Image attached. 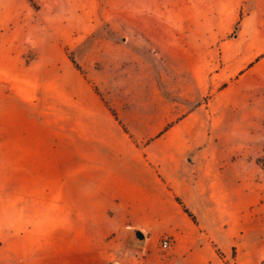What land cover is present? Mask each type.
I'll return each mask as SVG.
<instances>
[{"label": "crops", "instance_id": "1", "mask_svg": "<svg viewBox=\"0 0 264 264\" xmlns=\"http://www.w3.org/2000/svg\"><path fill=\"white\" fill-rule=\"evenodd\" d=\"M41 3L0 0L6 253H17L18 232L50 222L72 254L81 223L97 253L139 229L146 242L173 237L172 264H262L264 200L250 155L234 157L204 128L215 111L264 115V0H113L121 40L91 39L95 0Z\"/></svg>", "mask_w": 264, "mask_h": 264}, {"label": "rangeland", "instance_id": "2", "mask_svg": "<svg viewBox=\"0 0 264 264\" xmlns=\"http://www.w3.org/2000/svg\"><path fill=\"white\" fill-rule=\"evenodd\" d=\"M36 1L40 5L39 8L33 7L28 0L33 8L40 9L42 7L41 0ZM74 1L76 2V0ZM95 5L96 20L94 21L98 24V29L91 36V39L110 38L121 40L122 37L126 39L125 35L116 34L110 28L113 0H95ZM90 7H93L92 0H90ZM229 27L230 25L226 21L220 24V29L224 32ZM235 27L228 34L229 36L238 33V31H235ZM143 49L147 55H151L150 59H154L152 65L160 75L159 49L150 45L143 47ZM187 65L185 64V67ZM176 66L175 60L169 63V71H174ZM79 69L81 68L79 67ZM159 81L161 85L162 79H159ZM172 81L175 84V80L172 79ZM161 86L166 85L162 83ZM207 99L208 97L204 101H207ZM194 105L192 104V107ZM241 114L236 110L228 112L215 111L214 124L204 128V133L213 135L217 141H222L219 146L223 150L232 152L234 157L240 152L247 151L249 153V176L254 177L256 181H260V199L263 198L264 200V167L260 165V158L264 156V115L260 118V109L246 112V119H242ZM156 129L158 128H153V131ZM154 138L148 139L144 144L150 143ZM4 212L5 208L0 206V220ZM83 225L85 226V232L82 231ZM73 233V250L72 254H68L64 253V246L57 243V233L54 230L53 223L40 222L35 224V228L30 225L29 228L18 232V238L15 240L17 253H6L3 249V243L0 241V264H100L102 261L107 264H172L168 261L174 242L172 236L162 235L156 240L149 239L147 242L145 240L144 245H133L130 239L126 237H111L106 240V248H104L105 251L102 254L97 253V241L90 238L87 224L74 223ZM2 234L3 230L0 222V237ZM165 239L170 241L169 248H164L162 245ZM219 254L223 253L220 252ZM262 264H264V261Z\"/></svg>", "mask_w": 264, "mask_h": 264}, {"label": "water", "instance_id": "3", "mask_svg": "<svg viewBox=\"0 0 264 264\" xmlns=\"http://www.w3.org/2000/svg\"><path fill=\"white\" fill-rule=\"evenodd\" d=\"M145 234L139 229H133L130 242L133 245H144L145 243Z\"/></svg>", "mask_w": 264, "mask_h": 264}, {"label": "trees", "instance_id": "4", "mask_svg": "<svg viewBox=\"0 0 264 264\" xmlns=\"http://www.w3.org/2000/svg\"><path fill=\"white\" fill-rule=\"evenodd\" d=\"M29 2L31 3V5L35 8H39L40 5L38 4V2L36 0H29ZM239 29L238 24H236L235 27V31L237 32ZM79 68V66H78ZM260 165H262L264 167V156L262 158H260ZM178 201L180 202V200L178 199ZM181 203V202H180ZM184 211L193 219L195 220V217L193 216V214L186 208L184 207ZM222 258H224L223 254H220Z\"/></svg>", "mask_w": 264, "mask_h": 264}, {"label": "built area", "instance_id": "5", "mask_svg": "<svg viewBox=\"0 0 264 264\" xmlns=\"http://www.w3.org/2000/svg\"><path fill=\"white\" fill-rule=\"evenodd\" d=\"M162 245L164 248H169L171 245L169 239H165Z\"/></svg>", "mask_w": 264, "mask_h": 264}]
</instances>
